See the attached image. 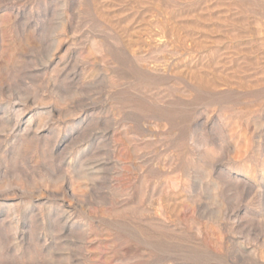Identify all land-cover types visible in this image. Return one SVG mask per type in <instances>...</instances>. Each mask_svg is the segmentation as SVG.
<instances>
[{"label":"rangeland","instance_id":"rangeland-1","mask_svg":"<svg viewBox=\"0 0 264 264\" xmlns=\"http://www.w3.org/2000/svg\"><path fill=\"white\" fill-rule=\"evenodd\" d=\"M0 264H264V0H0Z\"/></svg>","mask_w":264,"mask_h":264}]
</instances>
